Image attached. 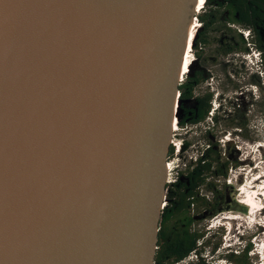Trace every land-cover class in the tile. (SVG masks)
Wrapping results in <instances>:
<instances>
[{
  "label": "water",
  "instance_id": "1",
  "mask_svg": "<svg viewBox=\"0 0 264 264\" xmlns=\"http://www.w3.org/2000/svg\"><path fill=\"white\" fill-rule=\"evenodd\" d=\"M195 3L0 0V264H152Z\"/></svg>",
  "mask_w": 264,
  "mask_h": 264
},
{
  "label": "trees",
  "instance_id": "2",
  "mask_svg": "<svg viewBox=\"0 0 264 264\" xmlns=\"http://www.w3.org/2000/svg\"><path fill=\"white\" fill-rule=\"evenodd\" d=\"M194 17L199 25L190 48L193 60L177 84L175 123L179 128L195 126L207 118L212 127L220 122L217 107L212 108L214 91L209 90L208 85L202 87L212 79L210 65L219 66L229 56L240 57L254 50L258 52L255 64L264 80V0H204ZM252 82L258 83L257 80ZM261 119L264 129V108ZM233 125L244 130L243 115H239ZM204 137L205 143L197 155L185 160L175 170L173 180L164 184V204L159 213L152 264L182 261L211 264L214 256L229 264H258L251 262L250 242L217 254L223 235L221 227L214 229V235L211 227L198 226L201 220L208 221L226 207L229 185L224 180L228 169L238 165L229 153L228 142L220 146L208 129ZM186 146L187 143L181 141V151ZM172 154L173 146L169 145L167 157ZM240 210L244 211L245 207L241 206ZM210 235L215 237L213 241Z\"/></svg>",
  "mask_w": 264,
  "mask_h": 264
},
{
  "label": "rangeland",
  "instance_id": "3",
  "mask_svg": "<svg viewBox=\"0 0 264 264\" xmlns=\"http://www.w3.org/2000/svg\"><path fill=\"white\" fill-rule=\"evenodd\" d=\"M194 21L198 27V21ZM252 51L240 57L229 56L227 60H222L219 66L208 67L212 79H208L202 87L208 85L209 90L214 91L212 108L217 107L220 122L215 127L211 126L209 118L192 127L179 128L173 124L169 137L173 154L166 157L165 183L172 181L175 170L181 167L185 160L197 155L205 143L206 129L210 130L212 139L218 140L220 146L228 142L226 146L230 155L238 161L237 166L228 169L227 178L224 180L229 185L227 196L232 198L234 204L228 202V207L198 226L206 224V228L213 229L211 234L214 235V229L221 227L223 235L217 254L227 248L237 249L245 242H250L251 262L264 264V207H253L245 202L252 195L258 203L261 202L258 206H264V129L261 119L264 108V80L263 74L255 64L256 59L251 55ZM189 54L187 65L193 60L191 50ZM252 80H257L258 83L253 84ZM239 115H243L246 120L244 130H239L233 125ZM181 141L187 143L182 151ZM241 206L245 207L244 211L240 210ZM214 239L215 237L210 235V241ZM217 258L214 256L211 264H229ZM178 264L185 263L182 261Z\"/></svg>",
  "mask_w": 264,
  "mask_h": 264
},
{
  "label": "bare ground",
  "instance_id": "4",
  "mask_svg": "<svg viewBox=\"0 0 264 264\" xmlns=\"http://www.w3.org/2000/svg\"><path fill=\"white\" fill-rule=\"evenodd\" d=\"M203 2H204V0H196L195 5L193 6V12L194 13L197 12L201 8ZM194 19H195V17H192L190 19V22L188 23V25L185 28L184 45H183V49H182V53H181V57H180L179 69H178V74H180V78L185 73L186 66L189 62V56H190L189 53H190V48H191V41H192V38L194 36L195 30H196V23H197L194 21ZM180 78L178 79V81L180 80ZM173 124L174 123H172L171 129H173ZM262 189H264V188L262 187ZM260 193H258V194L260 195ZM255 198L256 197H254V196L252 197V195H250L249 199H246L245 202L252 205L253 207H257V208L264 207L263 205L258 206L261 202L258 203L257 202L258 200L256 201ZM163 204H161V207Z\"/></svg>",
  "mask_w": 264,
  "mask_h": 264
},
{
  "label": "flooded vegetation",
  "instance_id": "5",
  "mask_svg": "<svg viewBox=\"0 0 264 264\" xmlns=\"http://www.w3.org/2000/svg\"><path fill=\"white\" fill-rule=\"evenodd\" d=\"M198 27H196V29H197ZM196 31V30H195ZM173 180V179H172ZM170 182V181H169ZM228 194V193H227ZM227 194H226V199H225V201H226V207H228L229 206V204H228V202L230 203V202H232L233 204H234V202H233V200H232V198L231 199H229V197L227 196ZM163 201H164V199H163ZM205 221H207L206 219H203V220H201L200 222H199V224H201V222H204L205 223ZM203 223V224H204ZM205 227H206V224H205Z\"/></svg>",
  "mask_w": 264,
  "mask_h": 264
},
{
  "label": "built area",
  "instance_id": "6",
  "mask_svg": "<svg viewBox=\"0 0 264 264\" xmlns=\"http://www.w3.org/2000/svg\"><path fill=\"white\" fill-rule=\"evenodd\" d=\"M246 31H244V35H246ZM251 55L252 56H254V58L257 60L258 59V52L257 51H252V53H251ZM176 126V125H175ZM169 142H170V140H169ZM170 144V143H169ZM171 144H173L172 142H171ZM173 146V145H172ZM167 170V162H165V171ZM162 204H163V202H162Z\"/></svg>",
  "mask_w": 264,
  "mask_h": 264
}]
</instances>
